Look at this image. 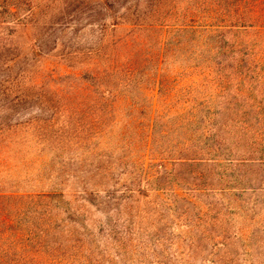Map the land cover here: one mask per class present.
I'll use <instances>...</instances> for the list:
<instances>
[{"label":"rangeland","instance_id":"obj_1","mask_svg":"<svg viewBox=\"0 0 264 264\" xmlns=\"http://www.w3.org/2000/svg\"><path fill=\"white\" fill-rule=\"evenodd\" d=\"M194 2L172 5L184 12ZM92 12L85 5L70 18L49 20L48 14L10 37L14 62L0 68V189L40 194L58 188L78 216L76 223L61 222L51 204L47 238L44 204L24 200L9 213L18 223L0 228V248L23 264H264V34H239L255 63L218 74L201 69L206 58L196 36L177 39V62L170 59L160 72L167 92L160 100L174 106L173 115L158 123L151 148L146 122L130 105L159 100L153 64L126 88L118 73L115 99L101 101L83 83L62 80L110 55L143 50L125 47L130 26L109 18L90 24ZM37 36L44 40L41 55L33 48ZM201 104L208 121L198 127L225 138L214 160L184 143L194 129L181 121L191 105ZM80 110L91 127L85 132L76 125ZM190 155L203 161H187ZM86 188L111 197L108 213L83 199Z\"/></svg>","mask_w":264,"mask_h":264},{"label":"trees","instance_id":"obj_2","mask_svg":"<svg viewBox=\"0 0 264 264\" xmlns=\"http://www.w3.org/2000/svg\"><path fill=\"white\" fill-rule=\"evenodd\" d=\"M173 1L176 0H0V68H9L14 62L9 53L12 44L10 37L18 29L27 30L28 27L38 26L39 21L45 19L48 14L50 15L49 20L55 17L60 20L70 18L78 14L81 7L87 5L94 10L90 16V24H104L109 18L113 19V24L116 26H130L131 38L126 40L124 45L127 48L139 45L143 48L142 51L140 50L136 54L128 53L121 57L110 55L106 62L93 63L92 67L83 70L80 76H65L62 80L68 79L83 83L86 93L89 96L97 95L101 101L115 99L114 93L117 90L113 87V81L118 78V73L122 75L120 85L126 88L133 83L140 70H144L148 64H153L154 80L152 84L158 89L157 98L159 100L156 102L151 100L147 106L136 101L130 105L134 113H139L144 118L147 128L146 138L153 148L158 143L156 139L158 123L173 115L174 106L160 100L161 94L167 95L166 89L164 90L165 81L160 77V72L164 70V66L170 63V59L175 60L173 63L177 62L176 59L180 53L177 39L181 36H196L200 41V46H198L201 50L200 56L206 58L201 64V69L205 73L208 72L207 74L215 71L218 74L219 71L226 72L233 68L243 70L255 63L252 60L253 56L247 50L246 40L239 34H244V32L246 34L249 29L264 34V0H195L193 9H187L184 12H178L172 5ZM46 6H48V11L44 12ZM46 23L47 21L44 22V25ZM43 41L39 40L37 36L33 44L36 55L43 54ZM192 41L190 39V42ZM174 46H177V49L173 51ZM150 48L154 50L149 51ZM191 48L193 51L194 48L192 46ZM191 54L196 55L195 52H191ZM63 57L68 59L71 56L65 54ZM189 67L195 69L197 66ZM148 77L146 74L147 83L150 84ZM6 82L3 81L2 85ZM136 86L137 89H142L138 87L139 84ZM88 106L89 104L86 105V107ZM189 108L192 109L188 112L187 116L189 117L184 118L181 122L184 124L183 126L191 127L194 130L189 132L184 143L187 144L189 151H193L197 145L199 153H204L214 160L213 157L216 156V151L221 148V143L225 141V138L217 137L216 132L212 133L213 128L202 125L198 127L197 123L203 124L204 121H208L207 114L203 112L207 109H202L204 108L203 104L191 105ZM81 112L83 116L80 115L76 125L78 129L85 132L91 127L85 120L84 111L80 110L79 114ZM183 113L185 112H180L179 115ZM195 126L196 128H193ZM166 128L160 132L161 137H165L167 134ZM196 156L190 155L185 159L187 161H203V158H195ZM84 193L83 199L86 202L101 212L108 213L110 206L107 205L110 204L111 197L109 198L108 195L94 189L86 188ZM37 198L47 210L45 213L47 238V233L52 225L51 211L49 210L51 204L57 205L56 218L60 219L59 216H63L60 219L61 222L76 223L74 219L77 218V213L66 206L64 193L58 188L40 194H21L18 190L4 191L0 189V228H12L13 225H16L18 220L9 218L10 211L20 210L24 200ZM95 199H98L99 202H96ZM117 205L119 204L117 203ZM9 251L11 250L0 248V264H23L19 260L9 259Z\"/></svg>","mask_w":264,"mask_h":264}]
</instances>
